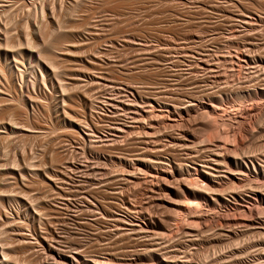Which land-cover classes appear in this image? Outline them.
Masks as SVG:
<instances>
[{
	"label": "rangeland",
	"instance_id": "374dc122",
	"mask_svg": "<svg viewBox=\"0 0 264 264\" xmlns=\"http://www.w3.org/2000/svg\"><path fill=\"white\" fill-rule=\"evenodd\" d=\"M211 1L214 2H212V4L210 5ZM208 5L212 8L208 7ZM215 5H218V7ZM195 6H199L203 11L208 8L207 10H205V12L207 14L211 13L212 16L216 17H214V19H217V17H220L221 13L223 14L224 11H228V8L229 10L232 9L230 10V12L237 11L238 9L239 11L243 10L252 12L256 7H261L264 11V0H254V2L251 0H0V39L2 40V47L0 45V51L2 54L0 55V64L6 66V76H3L2 73H0V84H2V86L0 85V111H7V113H5V116H3L4 118H0V179L2 178L0 180V200L2 201V205H4H0V247L3 246L6 254L8 253L7 258H5L7 259L5 264H9L7 263V261L9 260L10 264H22L20 262H34L36 256L35 250L39 248L35 240L36 234L41 231L40 226L38 225V221L36 220V218H38V214H40L38 213V210H40V208L42 209V207L45 205L43 204L44 202H51L50 196L53 192V188L55 187L56 182L57 184H59V181L61 180H56V176L49 178L50 175L48 174L53 173L52 175H60V172H63L65 170V167L63 165L64 163L66 164L65 160H67L69 152L70 150H72L70 148L72 146L70 139H72L71 137H73L74 135L71 133V129H73V127L70 126V123H72L73 121H79V123L83 122L85 112L84 110H86V102L97 104V102L99 101V97H102L101 94L105 91L104 83H107L106 85H108L112 80V82H128L127 84L133 82L131 84L137 86L138 88L146 89V91L148 90V92L145 93L146 96L152 93V91H155L158 86L164 87V85H167L165 88L167 90L169 89V91L172 90V86H179L177 92H179L180 94V99H182V97L183 99H187L189 95V98L195 99L196 103L205 102L211 105L215 104L220 109L225 108L224 110H226L230 114V116L236 115L241 120L240 133L242 134L241 137L244 138L241 146L238 147L239 149L242 147V149H240V152L242 150L243 154H246L247 152V154H250L249 156L253 157H255L257 153L255 160H257L258 163L263 164L264 166V99L263 97L255 96L256 98L252 99L246 97L245 100L242 99L244 101L239 100L240 102L234 100V92L239 89L241 91L243 90L245 92H248L254 87L264 88V82H262L264 81V64L263 67L257 66V69L255 68V66H251V64L245 65L244 68V64L241 63L242 66L239 67V64L236 63L237 61L234 58V54H236L238 48L239 50H245L244 48L250 47V52L252 51L250 55H256L259 57L262 55L261 57L264 59V23H260V25H258V23H255V25L252 26L241 27V25H237L236 23L231 25L232 22H223L224 20L214 21V19H212L210 20L212 22H207L201 17L200 13H202V10H200V8H196ZM169 11L170 13L176 14V17L178 16L177 18H179L180 16V20H169L170 22H166L168 21L167 19H163L162 21L161 18H157L158 15L161 17L163 16V14H165V12L169 13ZM260 11H258V13H260L261 16H264V13H261L262 11ZM143 14L144 16H142ZM139 15L142 18L139 19ZM148 15L154 16L155 19L151 21L148 20ZM181 15L187 16L184 18V21L182 20L183 16ZM188 15L190 17H195L196 15V17L198 18H189ZM180 22L184 23L181 24ZM234 26L235 28H233ZM242 28L244 31H242ZM231 29H234L235 31ZM245 31L247 32L246 34ZM63 34L67 36L66 41H69L67 44L66 41L64 42V50L56 49V51H54L58 58L56 63L58 65H55L56 69L50 68V66L45 63L46 61L43 63L44 60H41V58L39 59V56H37V52H44L43 54H45V49L48 50V44L54 41L57 36H63ZM189 36L191 40L189 39ZM199 36L201 37V39ZM186 37L188 40H186ZM130 38H132L131 41ZM145 38L147 40L143 41V39ZM194 38L197 41L193 40ZM72 39L73 41L70 42ZM33 40L35 42H33ZM137 40L138 43H141L143 45L139 46L138 44H135L134 46L132 42L134 41V43H137ZM139 40L141 41L139 42ZM6 41H9L8 44L6 43ZM145 42L146 44L148 43L146 47ZM201 42L203 44H201ZM6 44L10 45V48L6 46ZM33 44L36 46L34 47ZM162 44L164 46H162ZM174 45H176V47H174ZM201 45L204 46L203 50L202 48H200ZM143 46L145 47L144 49L147 50L152 49V47H157L160 51H157L156 48V51L154 50V48L152 49V51L150 50L152 53L146 50L148 54L147 55L144 54V52L146 51L141 48ZM231 46H233L235 49ZM138 47L141 49L139 50ZM136 48H138V50ZM178 48L181 49V52ZM254 48H258V50ZM253 49L259 54H255L253 52ZM206 50L209 51L207 52ZM228 52L231 53L229 54ZM159 53L161 55L165 54L164 56H168L166 57L167 60L164 62V67H166L167 69L163 68L164 70H168L165 71L167 73H164V70H158L156 67V57H158V55L161 56ZM169 53L170 55H168ZM199 53H208L209 56L211 54L212 58H214L213 63H216L215 61H221L220 63H222L224 58L222 65L218 62L215 64L220 68H216L218 70L215 69L216 72L219 71L220 75L215 72V76H212L211 72H208L206 70H204V72L201 70H197L193 62L196 57L200 55ZM213 53L215 54V56ZM153 54L156 55L154 56ZM217 54L220 57L217 56ZM223 54L227 55L225 56ZM144 55H147V58H150V56H154L155 60L153 58H150L149 60L153 59L151 63L149 60L147 61L146 57L144 58ZM179 55L182 56L178 57ZM228 55L232 56H229L228 58ZM177 57L180 60H178ZM143 59L146 63L143 61ZM225 60L227 62H225ZM229 60L233 63H231ZM178 61L182 64H180ZM19 62H21L22 64H20ZM106 62L111 63L107 64ZM120 62H123V64ZM114 64L117 65L115 66ZM121 64L123 65V68H127L122 70L120 68ZM224 64L227 65L224 66ZM153 65L155 66L153 67ZM194 67L196 70L194 69ZM242 67L243 69L241 70L243 71H240L243 74L240 71H237L239 70L237 68ZM235 68L237 69L236 71H234ZM192 69H194L197 75ZM234 72H236V74H233ZM168 73L169 75H167ZM191 73L193 77L191 76ZM209 74H211V79L208 77ZM107 77L109 80L107 79ZM214 77L217 78L218 81L214 79ZM207 79L208 81H206ZM261 79L263 80L261 81ZM210 81H213L214 83ZM10 82H14L15 88L17 89H14L12 86L11 89ZM173 83L174 85L177 83V85L174 86ZM62 85H64L66 88H64V86ZM100 88H103L104 90L101 89V91H99ZM204 92L206 93V95ZM194 94L197 96H195ZM221 95L222 97H220ZM207 98L211 100H208ZM89 99H91L92 101H90ZM210 102H212L213 104ZM70 105H72V108L69 107ZM242 105L243 108H246L247 106V108L249 109L252 108L247 115L245 113H240V111L242 112L243 109ZM240 106L241 108H239ZM21 110L27 111V113L30 114L31 121L29 123L31 126L29 125V123L27 124L25 120L24 122L23 119L20 118V112H22ZM221 113L223 112L219 111V114ZM94 114V119H96L95 121L98 123L96 117L98 115V112ZM257 120L259 121V123L261 121L262 124H259ZM253 122L258 123L259 125L255 123L253 124ZM253 126L257 129V131ZM173 128L166 130L175 134L181 129L180 127H175L176 129ZM251 130L254 131L252 132ZM212 139L213 138H211L210 140L202 139L198 142L196 141V150L200 151L202 155H205L204 147L207 148L206 146H210L211 148H214L213 146H216V144H220L216 140L211 141ZM77 145L76 146L79 150L77 158L79 159L80 157L79 160H82V158L84 160V157H82V151H80L81 146L79 145V143ZM131 147L132 146H130V148H127L132 149ZM63 152H66L67 154L63 155ZM62 155L64 157L63 159L61 157ZM56 156L58 158L61 157L60 160L62 163L60 161H57L59 159H57ZM55 158L56 161H54ZM189 166L192 167V164H190ZM56 168L57 171H61H58V173L56 171ZM26 177H28L27 180L31 179L34 184L29 180L27 181ZM35 180H37L38 182H36ZM53 180H55V182ZM225 182H228L229 185L231 183L230 181ZM200 184L202 187V183ZM203 187H206V185ZM247 187L248 185L245 186L246 190H248ZM241 188L244 189L243 187ZM225 190V193L224 191H221L224 194L220 193L217 190H214L213 192L215 193L217 191L218 193L216 192V195L221 194L222 196L229 198V200H231V206L225 208L219 207V209H214V211L219 210L218 212L222 214L224 210L223 215H227L228 217L230 216L231 218H229V221L220 219V225H224L223 227H225L230 225L231 223L232 226L230 225V229L233 232L239 233L241 230L240 233L243 232V235L247 236H244L245 238L242 237V239L244 240L241 241L243 242V245L246 241V245L248 246V256H246L247 262H202V264H264V257L262 258V262L255 261V258H257L258 255L264 254V234H262L264 233V203L262 205L259 204V208L262 209V211L260 210L259 212L261 214L256 213L252 215L248 211V206L250 205V203L244 202L242 206L235 204L233 197H235L236 193L233 192L234 189L232 190V188H229L227 190L226 188ZM228 191H230V193ZM205 192L209 198H211V196L214 198L218 196L213 194L212 190H210L209 192L206 190ZM168 195H166L165 197L166 201L170 200L173 203L175 202L177 206H183V208L192 201V198L187 195H185L186 197L181 194L179 196L174 194ZM42 196L44 199L42 198ZM3 197L5 198L3 199ZM200 205L205 206V202H201ZM203 206H201V208ZM174 208L177 209L176 206ZM203 208L206 209L208 207ZM208 209L211 210L210 208ZM240 210H242V213L240 212ZM41 211L44 210L42 209ZM185 211L187 212V210ZM185 211L180 213V219L186 218L184 217V215L187 216V213ZM211 211H213V209ZM214 211L212 213H215ZM42 213H44L42 215V218L44 217L45 221L52 216V213L54 215V212H51L49 209L41 212V214ZM231 215L236 218L238 222H234ZM171 221V223L169 222V227L175 230V225L176 223H179V221ZM205 222V224L207 225H216V223H218V221L215 222L213 220H210V218ZM244 222L248 226L245 227L246 230L242 231L243 229H245L244 227H242V223ZM253 222L254 224L257 223V226L260 225L259 231H262H260L258 235L259 237H261V239H258H260L261 241L255 238L258 236L256 231L257 229L254 228L256 226L253 224ZM250 224L252 227L254 226V229L250 227ZM252 230L255 232H253ZM87 231L88 229H86V232ZM19 232H21V234ZM211 233V231L205 232L204 234H207L208 237L204 236V238L202 234L203 241L199 242V245H197V247L200 248L201 252L204 248H208V246L210 248L212 244L213 246L215 244V246L214 248L213 246H211L213 249L210 248V252H212L213 250L221 249L220 246L223 248L227 247L228 238L221 236H219L220 238H212L213 235H211ZM171 235L173 234L167 233V237ZM23 236H25L26 238L22 239L21 237ZM175 236L177 237V239H179V237L175 234L172 237ZM176 237L172 238L173 240L171 241H175ZM26 240L30 243L32 242V246H34L35 248L25 247L24 242ZM255 243H258L259 245L255 246ZM257 247L261 249L259 250ZM0 260H2L1 253ZM150 263L151 262H149V264ZM198 263L201 264V262H196L195 264Z\"/></svg>",
	"mask_w": 264,
	"mask_h": 264
},
{
	"label": "bare ground",
	"instance_id": "6f19581e",
	"mask_svg": "<svg viewBox=\"0 0 264 264\" xmlns=\"http://www.w3.org/2000/svg\"><path fill=\"white\" fill-rule=\"evenodd\" d=\"M251 1L254 2V0H251ZM212 2L214 1H211L210 5L212 4ZM199 6L198 7L195 6V7L200 8ZM215 6L218 7V5H215ZM208 7L210 6L208 5ZM200 10L202 9L200 8ZM205 10L204 11L202 10V13H200L202 19L206 20L207 22L208 21L212 22L210 20L214 19L215 16H212L211 13L207 14ZM230 10L228 8V11H224L223 14L221 13L220 17H217V19H214V21L224 20L223 22L225 21L226 22L228 21L229 23L232 22L231 25L236 23L237 25H241V27L252 26V25H255V23L256 24L258 23V25H260V23H264V16L263 15L261 16L260 13H258V11L260 10L262 11V12L260 11L261 13H264L261 7L259 8L256 7L254 11L252 12L243 11V10L239 11V9L237 11L230 12ZM142 16H144V14ZM147 17H148V20L150 21L155 19V17L152 15H148ZM147 17H143V18H147ZM177 17H176V14L170 13L169 11V13L165 12V14H163V16L161 17L158 15L157 18L159 19L161 18L162 21L163 19L165 20L167 19L168 21L166 22H170L171 20H178L180 18V16L179 18ZM185 17L187 16H183V19H182L183 21ZM188 17L198 18L196 17V15L195 17L193 16L190 17L188 15ZM140 18L142 17H140L139 15V19ZM189 18H188V21H189ZM183 23L184 22H182L181 24ZM233 28H235V26ZM231 30H234V29H231ZM221 31H224V30H221ZM242 31H244L243 28H242ZM246 31H245V34L247 33ZM64 34L63 36H59V37L57 36V38L54 41L48 44L49 45L47 46L48 50L45 49V54H43L44 52L43 53L37 52L38 54L40 53L39 55L37 54V56H39V59L41 58V60H44L43 63L46 61L45 63L49 65L50 68L56 69L55 65H58L56 64L58 58H57V55L54 53V51H56V49L57 50L65 49L63 44L66 41L67 36H65ZM73 39L70 42H72ZM189 39H190V36H189ZM34 40L33 42H35ZM131 40L132 38H130V41ZM144 40H147V39L145 38L143 39V41ZM186 40H188L187 37H186ZM193 40H196V39L194 38ZM1 41L2 40L0 39V45L2 47ZM68 41H66V44L68 43ZM134 41L132 42L134 46L135 44L136 45L138 44L139 46L143 45L141 43H138V40H137V43H134ZM140 41L141 40H139V42ZM8 42L9 41H6L7 44ZM7 44L6 46L9 47L10 45H7ZM201 44L203 43L201 42ZM147 45L148 43L145 45V47ZM35 46L36 45H34V47ZM162 46L164 45L162 44ZM145 47L143 46L141 48L146 51L147 49H144ZM174 47H176V45H174ZM203 47L204 46L201 45L200 48H202L203 50ZM138 48L136 49L138 50ZM141 48H139V50ZM153 48L154 50L155 48L157 51L159 50L157 47H152V49ZM249 48H244L245 50L243 49L239 50V48L237 50L236 48L237 52L236 54H234V58L237 61L236 63L239 64V67L242 66L241 63L244 64V68H245V65L247 64L248 65L251 64V66L253 65L255 66V68L257 66L263 67L264 59L261 57L262 55L260 57L256 55L255 56L250 55L252 51L250 52ZM152 49L150 50L152 51ZM254 49L258 50V48H254ZM150 50H147V51H150ZM147 51L144 52V54H147ZM180 52H181V49H180ZM253 52L255 54L257 53L255 52V50ZM156 54H153V55L155 56ZM177 54H174V55H177ZM218 54L217 56H219ZM0 55H2L1 51H0ZM147 55L146 56L144 55V58L146 57L147 61L150 58L154 59V56L153 57L150 56V58L149 57L147 58ZM164 55L165 54H162L161 56L158 55V57H156L157 60L154 59L157 65L156 67L160 71L161 70L163 71L164 70L163 68H166L164 67V62L167 60L166 57L168 56H164ZM168 55H170V53ZM180 56L182 55H179L178 57ZM210 56L208 55V53L200 54L194 60L193 62L195 64L194 66L197 68L198 71L201 70L204 72V70H206L208 72H211L212 76H215L214 74L216 73L220 75L219 71L216 72V70L220 69L219 66L217 67L215 65L218 61H215L216 63H213L214 58ZM229 56L230 55H228V58ZM152 60H149V61L152 63ZM178 60L180 59L178 58ZM143 61L145 62L144 59ZM223 61H224V58H223ZM220 62L221 61H219L218 63ZM225 62L227 61L225 60ZM19 63L22 64L21 62ZM120 63L123 64V62H120ZM222 63L220 64L222 65ZM234 63H235V60H234ZM122 64L120 65V68L122 70L126 69L127 67L123 68ZM227 64H224V66ZM114 65L116 66L117 64H114ZM154 66L155 65H153V67ZM166 69L163 71L164 73H167L165 72V71H168ZM194 69L192 70L194 71ZM237 69L235 68L234 71L236 70L240 71L241 69H243V67L237 68ZM5 70H6V66L3 64H0V73H2L3 76H6ZM233 74H236V72H234ZM167 75H169V73ZM191 76L193 77L192 73H191ZM208 77L210 78L211 74H209ZM173 79H170V80H173ZM214 79L218 81L217 78L214 77ZM262 80L263 79H261V81ZM112 81H110L109 82L110 84L108 85H106L107 83L106 84L104 83L105 91L101 94L102 97H99V101L97 102V104L93 103L94 104L93 105L90 102H86V105L84 104L86 106L85 108L86 110H84L85 112H84L83 122L79 123V121L78 122L73 121L74 123L73 122L70 123V126L73 127V129L70 128L72 130V132L71 130L70 132L74 135L73 137H71L72 139H70L71 145H72L70 147L72 150L69 149L70 156L68 155L67 160H65L66 164L64 163L63 165L65 167L64 168L65 170L63 172H60V175L59 174L52 175L53 173L48 174L50 175L49 178L56 176L55 177L56 180H60V179L61 180L59 181V184H57V182L56 184L54 183L55 187L53 188V192L50 196L51 202L45 203L42 200L44 202L42 203L45 204L42 207V209L44 211L49 209L51 212H54V215L52 213V216L50 218L47 217L48 220L45 221L44 217L42 218V215L44 213L41 214V212H44V211H41L42 210L41 208L40 210H38L39 212L34 210L40 213L38 214L37 216L38 218H36V220L38 221V225L40 226L41 231L38 232V234H36V239H35L37 242L36 244L38 245L39 248L35 250L36 256H35L34 262H20V263L22 264H149V262H151V263H156V264H195L196 262H201L202 264V262H242V263L247 262L246 256H248L247 255L248 246L246 245V241L244 242V245L247 247H245L242 244L243 242H241L244 240L242 239V237L246 235H243V232L240 233L241 232L240 229H239L240 230L239 233L233 232L230 229L232 226L231 223H230L231 226L228 225V226L223 227L224 225H220L221 224L219 223L220 219H223V220L225 219V221L226 220L229 221L231 218L230 216L228 217L227 215L226 216L223 215L224 210L222 214L218 212L219 210L214 211V209H217V208L219 209V207L225 208V207L231 206L230 205L231 200H229V198L222 196L221 194L219 195L217 194L218 196L216 195L217 191H219L220 193H223L221 191H224L226 188L227 190L229 188L230 189L232 188V190L237 189L236 191L233 190V192L236 193L235 195L236 198L233 197L235 204L242 206L244 202L250 203V205L248 206V209H249L248 211L250 212V214L253 215V214L259 213L260 210L262 211V209L259 208L260 207L259 204L262 205L264 203V166L263 164H260L257 162V160H255L257 153L255 157H253V156H249L250 154L249 153L247 154V152H246L247 155L243 154L242 150L240 152V149H242V147L240 149L238 147L241 146L243 142V138H244V137L243 138L241 137L242 134L240 133V125H241L240 118L236 115L230 116V114L226 110H224L225 109L224 107H222L224 109H220L217 105L212 103L213 101L210 102L213 105L205 103V102L196 103L195 99L189 98V95H188L189 99L188 98L183 99V97L182 99H180L179 98L180 94L179 92H177L179 86L178 87L172 86L171 91L165 88L167 85H164V87L160 86L161 88L158 86V88L155 89V91H152V93L150 94L148 93L149 95L147 94L148 96H146L145 93L148 92V90L146 91V89L138 88L137 86L131 84L133 82H130L129 84H127L128 82L126 83L122 81L126 83L124 84L122 82H115V81L112 82ZM206 81H208V79ZM210 82L214 83L213 81H210ZM0 85L2 86V84ZM175 85H177V83ZM11 86L14 89H17L15 88L14 82H10V87ZM64 88L66 87L64 86ZM101 89L104 90L103 88H100L99 91H101ZM255 96H260V97H263L264 99V88L254 87L248 92H245L243 90L241 91L240 89L234 92L235 101L236 100L239 101L242 99L245 100L246 97L251 98V99L256 98ZM220 97H222V95ZM89 100L92 101L91 99ZM208 100H211V99H208ZM71 106L72 105H70L69 107ZM247 107L243 108V105H242L243 109H242V112L240 111V113H243V114L245 113L247 115L249 111L252 109V108L249 109ZM239 108H241V106ZM96 111L98 112V115L96 116L98 123L95 121L96 119H94L95 117L94 113H97ZM219 111L223 113L219 114ZM5 113H7L6 110L4 111L2 110V112L0 111L1 119L4 118L3 116H5ZM20 113H21L20 118H22L23 121L25 120L28 124L31 121L30 114L24 110ZM254 123L255 122H253V124ZM258 123H255V124H258ZM260 123L262 124L261 121ZM174 126L176 128L180 127L181 129L175 134L166 130V129L173 128ZM254 130H251V131L253 132ZM211 138H213L211 141L216 140L220 144L219 145L216 144V146H213L214 148H211L210 146H206L207 148L204 147L205 152L207 154L204 152L205 155H202L201 152L196 150L195 148L196 141L198 142L202 139L210 140ZM78 143L81 146L80 151H82V155H83L82 157H84V160L83 158L82 160H79L80 157L79 159L77 158L79 154L78 152L79 150L77 148ZM130 146H132L131 147L132 149H128L130 148ZM62 154L64 155L67 153L63 152ZM63 155L61 156L62 159L64 158ZM56 158L59 159L57 161L61 162L60 158H58L57 156ZM56 158L54 159V161H56ZM190 164H192V167L189 166ZM57 168H56V171H57ZM58 171H61V170H58ZM27 178L28 177H26V180ZM198 179L200 183H202V187ZM28 180L31 181V179H28ZM35 181L38 182L37 180ZM53 181L55 182V180ZM225 181H230L231 182L230 185L228 182H225ZM205 185L206 187H203ZM247 185H248L247 187L248 190H246L245 188V186ZM41 187H42V183H41ZM241 187H243L244 189H242ZM206 190L208 192L210 190H212V192L214 190H217L215 193L213 192V194H215L217 197L214 198L211 196V198H209L206 195V192H205ZM228 192L230 193V191ZM168 194H174L178 196L180 194L184 196L187 195L192 198V201L190 200L191 202L188 203V205H186L183 208V206L182 207L177 206L175 202L173 203L169 199H168L169 201H166L165 197ZM225 195H228V194H225ZM4 198L5 197H3V199ZM201 202H205V206L200 205ZM0 205H2L1 200H0ZM175 206L177 207V209L174 208ZM201 206L208 207L211 210L213 209L215 213H212L213 211L209 210L208 208L206 209L203 207L201 208ZM185 210H187V212ZM184 211L187 213V216L184 215V217L186 218L180 219L179 215L181 212H184ZM241 211L242 210H240V212ZM232 215L231 217L235 216V215L233 216ZM45 218H46V215H45ZM209 218L210 220H213L215 222L218 221L219 224L218 223H216V225L205 224L206 223L205 221ZM171 220L179 221V223H176L175 225L176 226L175 230L169 227V222ZM232 220L234 222L235 221L238 222V220L234 217ZM242 224H243L242 227L244 228L248 226L246 225L245 222ZM256 224H254L256 227L254 226L253 227L257 229L256 231H257L258 237H255V238L261 239L258 233H260V231L262 230L259 231L260 225L257 226ZM250 227H252L251 224H250ZM253 227L252 229H254ZM86 229H88L87 232H86ZM244 230H246V228L243 229L242 231ZM208 231L212 232L211 233V235H213L212 238L214 237L216 238L219 236L228 238L227 247L223 248L220 246L221 249L213 250V251L211 250L212 252H210V248H212L211 246H213V244L211 243L212 245L210 246V248L208 246L209 250L208 248L203 249V246H202L203 251L201 252L200 248H198L197 245H199V242L203 241L204 236L208 237L207 234L206 235L204 234L205 232H208ZM19 233L21 234V232ZM167 233H170L173 235L175 234L179 237V239H177V237L175 236L176 240L174 239L175 241H171L173 240L172 238H175V237H172L173 235L167 237ZM202 234H203V238H202ZM25 236L21 238L25 239L26 238ZM260 239L258 240L261 241ZM27 240L24 242L25 247L27 248L34 247L32 246V242L30 243ZM257 245L259 244L255 243V246ZM1 247H0L1 248L0 253L2 255V260H0V264H5L7 260L5 258H7L8 253L6 254L5 250L3 249V246ZM95 247L96 249H99L102 251L96 250ZM258 249L260 250L261 248H258ZM263 255H258L257 258H255V261L262 262V258L264 257ZM9 261H7V263L10 264ZM188 262H192V263H188Z\"/></svg>",
	"mask_w": 264,
	"mask_h": 264
}]
</instances>
